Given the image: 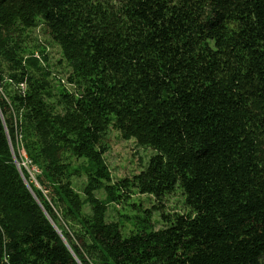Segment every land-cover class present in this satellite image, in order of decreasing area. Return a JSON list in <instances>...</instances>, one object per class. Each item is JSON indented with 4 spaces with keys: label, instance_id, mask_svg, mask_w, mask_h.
<instances>
[{
    "label": "trees",
    "instance_id": "trees-1",
    "mask_svg": "<svg viewBox=\"0 0 264 264\" xmlns=\"http://www.w3.org/2000/svg\"><path fill=\"white\" fill-rule=\"evenodd\" d=\"M109 129L155 151L132 180L111 181ZM176 187L159 229L107 217ZM0 264H264V0H0Z\"/></svg>",
    "mask_w": 264,
    "mask_h": 264
},
{
    "label": "rangeland",
    "instance_id": "rangeland-1",
    "mask_svg": "<svg viewBox=\"0 0 264 264\" xmlns=\"http://www.w3.org/2000/svg\"><path fill=\"white\" fill-rule=\"evenodd\" d=\"M34 34L40 47L48 53L50 68L54 75L61 79L63 85L67 86L63 75H61L65 71V64L61 66L56 65L60 59V51L54 36L43 26L38 27ZM97 136V148L103 155L113 183L122 179L132 180L134 176L145 169L151 157L155 155V151L151 148L140 147L132 140L126 141L121 139L113 129H109L107 132L100 133ZM23 166L31 181L37 185L35 177L38 173L36 170L30 169L26 164ZM73 181L75 189L80 191L86 183V177L82 175ZM127 194L129 198L119 205H110L107 212L109 220L115 221L118 224L123 235L131 231H140V219L143 217L147 216L154 229H159L162 227L159 218L162 210L168 213L184 211L182 204L183 196L177 187L171 194L163 197L161 200H157L152 196L141 195L134 188H131V192ZM96 196L103 199L105 193L103 191L97 192ZM154 206L160 207V209L154 208Z\"/></svg>",
    "mask_w": 264,
    "mask_h": 264
},
{
    "label": "built area",
    "instance_id": "built-area-1",
    "mask_svg": "<svg viewBox=\"0 0 264 264\" xmlns=\"http://www.w3.org/2000/svg\"><path fill=\"white\" fill-rule=\"evenodd\" d=\"M14 162L18 169H20V166L26 164L28 167H30V169H34L38 173L37 169L34 166H32L30 161L26 158L22 149L19 150V162H17L16 159H14Z\"/></svg>",
    "mask_w": 264,
    "mask_h": 264
}]
</instances>
